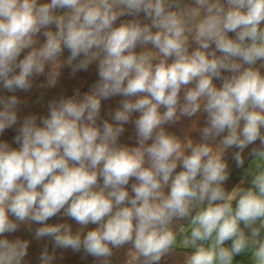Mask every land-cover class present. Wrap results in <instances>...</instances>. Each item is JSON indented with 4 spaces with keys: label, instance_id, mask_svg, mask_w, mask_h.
<instances>
[{
    "label": "clouds",
    "instance_id": "1",
    "mask_svg": "<svg viewBox=\"0 0 264 264\" xmlns=\"http://www.w3.org/2000/svg\"><path fill=\"white\" fill-rule=\"evenodd\" d=\"M93 64L91 91L20 117L16 93L35 78L51 89L62 67ZM262 69L264 0H0V135L18 125V147L0 140V264H28L30 241L7 235L22 224L52 244L39 264L57 249L96 264H264ZM184 119L182 136L168 130ZM129 123L134 145L120 142ZM60 214L79 227L48 223Z\"/></svg>",
    "mask_w": 264,
    "mask_h": 264
},
{
    "label": "trees",
    "instance_id": "2",
    "mask_svg": "<svg viewBox=\"0 0 264 264\" xmlns=\"http://www.w3.org/2000/svg\"><path fill=\"white\" fill-rule=\"evenodd\" d=\"M128 18L130 19V17ZM42 39L43 37H41V40ZM137 51H139V48L137 49ZM67 56H68V52L65 51L64 55L62 56V59H66ZM262 72H264V69H262ZM97 79L98 76H97V69L95 64L90 65L87 71L78 72L75 77L72 76L70 67L68 66L62 67L61 76L59 78L58 84L55 88H51V89L40 87V84L45 82L44 76L35 78L34 86L29 92L18 91L16 93V95H18L22 101L27 102L21 105L19 115L21 118L28 114L46 115L48 100L59 98V96L61 95L71 96L74 94L75 90L77 89L80 90L82 96L85 92L91 91V88ZM216 83L219 85L220 81H216ZM120 99H122V97H113L110 98L109 100L102 102L101 115L103 118H108L107 113L109 109L114 110L116 107H118ZM136 115L138 114H134L133 119H135ZM202 124H203V117H201V121H200L201 126ZM16 127H18V125L14 126L12 129H7L3 135H0V140L8 141L10 144H12L13 147H18V145H16L13 142V138L16 134ZM190 127H191V122L187 119H184L181 124L175 126H168V130L176 132L177 134L182 136ZM189 134L194 140L199 141V133L191 132ZM120 142L128 145H134L136 143L135 129L132 123L125 125V133L121 136ZM228 159H229V166L232 168V175L229 181L226 182L225 186L230 190L231 187L234 186L237 183V181L240 179L241 170L235 167V162L231 160L230 154ZM133 182L134 181H130L129 190L131 183ZM65 221L71 223L74 230L79 227V225H77L74 221L69 220L67 217H64L62 214L52 218L51 220L48 221V223H62ZM38 226L39 225L33 224L31 226V230H29L27 225L22 224L20 225L17 232L12 234H7L9 239H15L19 237L22 239H28L30 241L29 254L25 258L26 261H28V264H39L38 257L45 245L48 246L50 252L52 251V244L48 238H43L40 241L34 239V231L35 228ZM94 227L96 226L89 225V229ZM56 252H57V260L54 262V264H96V261L93 257L85 256L82 251L80 253H74L71 249H67V250L57 249ZM121 257H122V252L117 253V256L114 258V261L118 260ZM167 264H175V262L170 260L167 262Z\"/></svg>",
    "mask_w": 264,
    "mask_h": 264
},
{
    "label": "crops",
    "instance_id": "3",
    "mask_svg": "<svg viewBox=\"0 0 264 264\" xmlns=\"http://www.w3.org/2000/svg\"><path fill=\"white\" fill-rule=\"evenodd\" d=\"M238 182H239V180L237 181V183H238ZM235 260H236L237 262L242 261L243 264H250V259L248 258L247 255L238 256V257L235 258Z\"/></svg>",
    "mask_w": 264,
    "mask_h": 264
}]
</instances>
